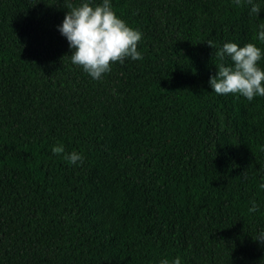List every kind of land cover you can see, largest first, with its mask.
<instances>
[{"label": "trees", "instance_id": "trees-1", "mask_svg": "<svg viewBox=\"0 0 264 264\" xmlns=\"http://www.w3.org/2000/svg\"><path fill=\"white\" fill-rule=\"evenodd\" d=\"M256 2L111 0L142 59L92 80L57 30L79 0H0V264H264V97L208 84L224 42L264 50Z\"/></svg>", "mask_w": 264, "mask_h": 264}, {"label": "clouds", "instance_id": "clouds-1", "mask_svg": "<svg viewBox=\"0 0 264 264\" xmlns=\"http://www.w3.org/2000/svg\"><path fill=\"white\" fill-rule=\"evenodd\" d=\"M232 2L239 5L241 0ZM247 4L250 5V15H257L261 10L256 0H247ZM57 30L66 39L71 50L68 55L71 63L79 66L92 80H102L103 74L111 70L112 64L123 63L125 58L142 59L137 44L143 34L116 15L111 0H79L77 5H69ZM255 36L257 41L264 43V23L257 25ZM215 55L218 58L216 72L208 79L211 92L218 95L239 94L248 101L264 97V69L257 63L264 58V50L256 43L238 45L236 42L226 41L216 48ZM51 151L63 154L62 159L72 165L82 163L84 159L80 152H65L63 144L52 145ZM258 189L264 190V181L258 184ZM257 209L256 201H252L248 211L255 213ZM254 239L264 242V230L258 231ZM158 264L170 262L161 259ZM171 264H181V258L176 256Z\"/></svg>", "mask_w": 264, "mask_h": 264}, {"label": "rangeland", "instance_id": "rangeland-1", "mask_svg": "<svg viewBox=\"0 0 264 264\" xmlns=\"http://www.w3.org/2000/svg\"><path fill=\"white\" fill-rule=\"evenodd\" d=\"M98 220H100L101 222L106 223L108 221L107 215H102L97 217Z\"/></svg>", "mask_w": 264, "mask_h": 264}]
</instances>
